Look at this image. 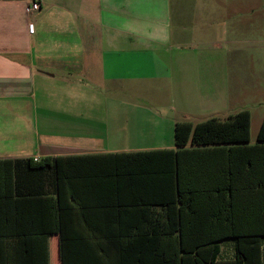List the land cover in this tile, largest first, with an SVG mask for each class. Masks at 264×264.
<instances>
[{
    "label": "crops",
    "instance_id": "crops-1",
    "mask_svg": "<svg viewBox=\"0 0 264 264\" xmlns=\"http://www.w3.org/2000/svg\"><path fill=\"white\" fill-rule=\"evenodd\" d=\"M162 1L43 0L32 11L31 0H0V264H62V230L73 242L67 254L115 255L111 241L136 237L135 217L123 216L120 226L117 204L101 205H113L108 200L118 181L123 197L130 195L126 185L139 169L115 155L183 149L175 144V125L186 120L166 105L121 106L112 97L131 96L134 86L151 84L157 94L174 96L172 78L182 64L180 57L165 58L170 29ZM32 22L34 33L28 28ZM130 109L143 113L127 114ZM259 128L254 136L251 129L248 145L261 143ZM239 145L186 146L192 150L187 156L196 191L226 197L233 191L241 207L258 202L254 191L260 189L245 184V151ZM57 158L61 170L76 166L78 205L65 178L59 186ZM140 184L136 197L145 194ZM70 204L87 211L90 224L81 215L74 221ZM237 222L254 225L259 216L247 220L241 214ZM226 231L220 233L218 258L233 260L238 238ZM261 240L264 264V236Z\"/></svg>",
    "mask_w": 264,
    "mask_h": 264
},
{
    "label": "trees",
    "instance_id": "trees-1",
    "mask_svg": "<svg viewBox=\"0 0 264 264\" xmlns=\"http://www.w3.org/2000/svg\"><path fill=\"white\" fill-rule=\"evenodd\" d=\"M250 140L251 112L245 109L225 119L210 117L197 123L187 120L177 122L175 144L183 149L116 154L117 159H120L121 155L131 159L128 162L139 165V169L131 172V182L126 185L132 190L130 195L123 197V187L119 186L118 181L115 197L108 200L113 205H108V202L101 205L112 208L117 204L115 213L120 226L123 216L135 217L138 223L131 232H134L136 237L111 241L117 247L115 255H96L92 252L67 254V245L73 242L66 238L62 230V264H262L264 119L257 134V141L261 143L248 145ZM236 143L242 144L239 147L245 151V184L247 187L260 189L254 191L258 202L242 207L235 202L236 193L233 191L226 197L225 193L205 194L194 189V170L189 167L187 156L192 150L186 148L189 145ZM157 155H160V158H157ZM60 159L57 158L59 186L61 179L65 178L69 184V195L78 205L76 166L68 163L67 168L70 171L61 170ZM230 168L233 166L230 165ZM232 173L234 172L231 171ZM159 179L164 182L158 184ZM140 181L139 188H143L145 194L136 197L134 193ZM230 185L232 187L231 182ZM61 194L62 191L59 194V208L64 210ZM244 194L246 197L252 196V191H245ZM69 209L70 217L74 221L81 215L85 222L90 224L87 211L79 213L74 204H70ZM241 214L247 220L252 214L255 217L258 215L259 222L254 225L248 222L241 225L237 222ZM226 229L227 236L238 238L237 255L233 260L218 258L221 251L219 242ZM212 234L215 236L208 237Z\"/></svg>",
    "mask_w": 264,
    "mask_h": 264
},
{
    "label": "rangeland",
    "instance_id": "rangeland-1",
    "mask_svg": "<svg viewBox=\"0 0 264 264\" xmlns=\"http://www.w3.org/2000/svg\"><path fill=\"white\" fill-rule=\"evenodd\" d=\"M162 3L167 13L164 25L170 29V52L165 58L171 62L180 57L182 64L172 78L174 96L157 94L151 84L134 86L133 95L118 94L112 100L121 106L166 105L174 117L194 123L210 117L225 119L248 109L256 135L264 119V0ZM131 110L127 114L143 113Z\"/></svg>",
    "mask_w": 264,
    "mask_h": 264
},
{
    "label": "built area",
    "instance_id": "built-area-1",
    "mask_svg": "<svg viewBox=\"0 0 264 264\" xmlns=\"http://www.w3.org/2000/svg\"><path fill=\"white\" fill-rule=\"evenodd\" d=\"M42 2H43V0H31L30 5H29V10L34 11V10L40 9L42 6ZM28 28H29L30 33H34L35 28H36L35 23H33V22L30 23Z\"/></svg>",
    "mask_w": 264,
    "mask_h": 264
}]
</instances>
